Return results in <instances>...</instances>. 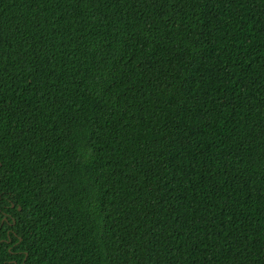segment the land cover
Wrapping results in <instances>:
<instances>
[{"label":"trees","instance_id":"trees-1","mask_svg":"<svg viewBox=\"0 0 264 264\" xmlns=\"http://www.w3.org/2000/svg\"><path fill=\"white\" fill-rule=\"evenodd\" d=\"M0 264H264V0H0Z\"/></svg>","mask_w":264,"mask_h":264}]
</instances>
